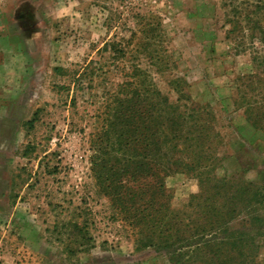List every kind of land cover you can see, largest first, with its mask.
Segmentation results:
<instances>
[{"label":"rangeland","instance_id":"374dc122","mask_svg":"<svg viewBox=\"0 0 264 264\" xmlns=\"http://www.w3.org/2000/svg\"><path fill=\"white\" fill-rule=\"evenodd\" d=\"M18 1L0 0V18L12 17ZM37 1L49 21L24 32L30 60L13 76L30 87V116L16 126L0 122V264H167L137 251L110 219L111 201L91 170L93 139L127 108L144 109V86L132 72L146 70L173 100L169 81L180 79L212 108L224 139L219 176L264 183V131L236 104L251 93L242 77L258 71L254 55L264 53L244 19L255 0ZM167 183L175 208L199 190L184 173ZM75 224L91 237L79 240L83 248L70 235Z\"/></svg>","mask_w":264,"mask_h":264},{"label":"trees","instance_id":"16d2710c","mask_svg":"<svg viewBox=\"0 0 264 264\" xmlns=\"http://www.w3.org/2000/svg\"><path fill=\"white\" fill-rule=\"evenodd\" d=\"M250 5L244 14L247 30L252 40L264 43V0ZM253 61L258 71L242 77L251 93L240 94L236 104L255 129L264 131V53L257 52ZM132 74L144 86V109L127 108L119 123L111 120L93 139L91 170L100 193L111 201L110 219L129 232L137 251L163 255L167 264H260L264 183L217 174L224 139L216 116L210 106L192 98L183 81H169L177 93L173 100L156 87L151 72ZM36 120L35 114L26 125ZM177 173L199 182V190L179 208L171 203L167 183ZM74 227L72 238L88 244V231Z\"/></svg>","mask_w":264,"mask_h":264},{"label":"crops","instance_id":"0c3cea01","mask_svg":"<svg viewBox=\"0 0 264 264\" xmlns=\"http://www.w3.org/2000/svg\"><path fill=\"white\" fill-rule=\"evenodd\" d=\"M30 5L23 11L22 4ZM12 11V17L0 18V122H7L13 126L22 123L30 116L31 91L17 75V67L29 62L28 50L24 46L23 34L30 28L46 26L48 18L42 15L37 0H19ZM23 11V12H22ZM40 27V28H41ZM15 40H12V38ZM18 41L16 42V39ZM29 70L27 66L24 70Z\"/></svg>","mask_w":264,"mask_h":264}]
</instances>
